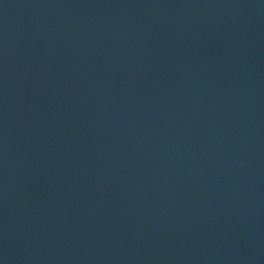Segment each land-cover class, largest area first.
<instances>
[{"label":"water","instance_id":"95a60500","mask_svg":"<svg viewBox=\"0 0 264 264\" xmlns=\"http://www.w3.org/2000/svg\"><path fill=\"white\" fill-rule=\"evenodd\" d=\"M0 264H264V0H0Z\"/></svg>","mask_w":264,"mask_h":264}]
</instances>
